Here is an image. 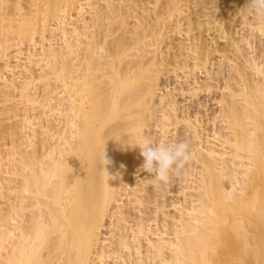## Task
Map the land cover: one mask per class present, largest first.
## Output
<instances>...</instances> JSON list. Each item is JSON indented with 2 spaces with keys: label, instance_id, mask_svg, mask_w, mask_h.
<instances>
[{
  "label": "bare ground",
  "instance_id": "1",
  "mask_svg": "<svg viewBox=\"0 0 264 264\" xmlns=\"http://www.w3.org/2000/svg\"><path fill=\"white\" fill-rule=\"evenodd\" d=\"M239 5L0 0V264H264V15ZM144 140L189 159L161 182Z\"/></svg>",
  "mask_w": 264,
  "mask_h": 264
},
{
  "label": "clouds",
  "instance_id": "2",
  "mask_svg": "<svg viewBox=\"0 0 264 264\" xmlns=\"http://www.w3.org/2000/svg\"><path fill=\"white\" fill-rule=\"evenodd\" d=\"M251 7L257 14L264 15V0H251ZM137 145L144 158L143 168L161 182H167L170 173L182 167L190 156L189 146L185 142L162 145L144 140Z\"/></svg>",
  "mask_w": 264,
  "mask_h": 264
},
{
  "label": "rangeland",
  "instance_id": "3",
  "mask_svg": "<svg viewBox=\"0 0 264 264\" xmlns=\"http://www.w3.org/2000/svg\"><path fill=\"white\" fill-rule=\"evenodd\" d=\"M237 1L239 2V4H240L239 6L242 9L243 8L246 9V6L249 5V4H251V0H237ZM247 8H248V12L251 11V13L249 14L251 16L254 11L252 10V7L251 6H249ZM234 20H236V21L238 20V25H237V23H235L236 21H234L233 22L234 23L233 25H236V27L232 26V28L238 29L239 30V34L242 33V32H244V30L246 29L245 26H244V24H240L239 23V18L238 17L237 18L235 17ZM236 36H237V34H236ZM220 42H222V40ZM168 71H169V73H168ZM168 71H166V73L163 74L162 77H160V79H159L160 80L161 90L163 89L164 84H169L168 86H170V87H172L174 85L173 84L174 83V78L172 77V74H170V70H168ZM171 73H173V72L171 71ZM198 76H199V80L204 79V75L203 74L198 73ZM201 76H202V78H201ZM170 84H172V86ZM212 95H213V92H211V93L208 94V96H212ZM201 98H202V95L200 96V99ZM207 105H208L209 108L215 106V105H213V101L208 102ZM209 105H211V106H209ZM172 176H174V174L171 175V180L173 179L174 181L172 180V183H170L172 185H169L170 186L169 189L172 187L171 188L172 190L170 189L171 192L166 193V199H167V202L166 203H168L167 206H166V210L167 211L171 210L170 203H171L172 200H176V196H177V194H176L177 192L175 191L176 188H177V185L175 183L178 182V179H174V178L177 177L176 174H175L174 177H172ZM169 179H170V177H169Z\"/></svg>",
  "mask_w": 264,
  "mask_h": 264
}]
</instances>
